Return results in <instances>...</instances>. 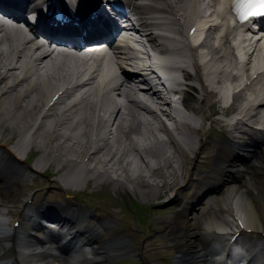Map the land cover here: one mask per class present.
I'll return each instance as SVG.
<instances>
[{"label": "bare ground", "instance_id": "1", "mask_svg": "<svg viewBox=\"0 0 264 264\" xmlns=\"http://www.w3.org/2000/svg\"><path fill=\"white\" fill-rule=\"evenodd\" d=\"M151 1L160 3L163 7L154 3L142 5L139 0H127L128 4L132 6L131 8L138 13V18L143 21L142 23L151 27L148 28V37L156 53L162 56L161 59H170L179 54L177 43L172 34L176 32L163 20L164 15L171 18L174 15V20L181 18L183 22L180 23L178 32L184 37L187 34L182 29L183 25L195 24L194 17L200 8L203 11L202 14L206 15V20L209 17L210 19L217 17V20L220 21V24L208 30L204 37L205 47L203 49L206 53L198 54V47H196L197 49L192 48L193 46L188 43L187 50H189L191 61L189 64L194 74H186V76L193 80L197 86L192 83L191 87L195 89H193L194 92L189 88L183 91L187 109L196 114V116L187 115L184 120L188 122L181 123L183 127L189 128V131L185 130L190 140L194 136L190 134H198V139L203 136L198 131L203 126L197 121L199 116L202 122L206 118L210 119L211 125H218L221 131L227 135V137L219 139L217 145L213 143L210 146L211 149L216 150L214 152L216 159L207 167L209 173L204 175L205 172H196L198 169L195 156L203 148L202 139L197 145L186 151L183 146L181 147L179 143L172 140H175L173 136H169L171 138L169 141L179 151H172L174 148L170 145L165 148L155 135L157 130L154 129L150 121L151 117L153 118L155 115L150 114L147 117L142 114L141 109L143 110V108L135 101L127 102L129 99H126V102L111 104L113 98L106 95L105 98H102L101 103H94L90 110L92 113L97 112V123L93 124L91 114L84 113L82 105L93 103L91 98H95L96 94L97 96L105 95L109 91L110 85L108 81H102L93 86L96 83L95 73L97 74L100 69L99 65L89 70L83 82L77 83L79 80L77 75L80 76L79 72H81L77 66L84 67L87 64L79 57H75L73 63L76 65L71 68V65H67L63 58L42 52L39 45L27 48V45L33 42L32 38L18 40L15 43L13 40L7 42V37L1 36L0 126L4 125V121L7 124V133L3 134L0 131V137L5 136L6 141L16 137L13 141V148H6L8 156L3 157L0 163V262L3 261V264H52L49 259H45L39 254L30 253L38 247V244L31 243L26 238L25 232H19L20 229L15 228L10 230L8 227L10 218L6 210V189L12 182L24 185L28 173L35 172L38 165L42 171L53 165L57 171H61L59 179L65 185H77L90 179L97 183L102 179L104 184H111L110 186L114 189L133 193L138 191L141 198L148 202L151 198L159 199L167 194L170 195V202L176 206L179 205L174 216L179 222L175 234L180 235L178 243L181 248H185L189 255L188 259L186 258V264H214L202 254L203 251H206L201 243L204 236L197 238L198 234L192 231L191 217L189 216L191 210L194 211L195 217L199 216L204 224L202 232L211 230L216 231L214 234L226 236L227 230L236 231L233 220H240L246 228L264 230V149L262 146L260 147L264 144V138L256 139L253 132L250 131V134H246V139L241 141V137H245V135L239 129L245 126L243 131H247L253 124L264 125V103L254 108L250 107L253 109L251 112L249 109L245 110L241 119L237 118V121L242 122L240 126L237 125L238 122L229 124V122L223 121L224 123H221L214 117L219 111L225 116L236 112L234 109L230 108L227 111L221 107L222 94L219 89L230 83L235 86L242 81V77H248L251 70L250 64L257 57V63L264 61V56L259 53L258 47L261 44V38L257 39V37H253L254 35L247 34L249 30L252 31L248 24L240 26L232 24V16L227 11L228 9L222 10L228 0ZM22 2L24 5L33 3L32 7L36 10L45 0H22ZM78 4L82 9V4L79 2ZM1 5L12 6L8 1H2ZM78 18L83 26L94 24V20H86L81 15H78ZM63 29L65 28L63 27ZM198 30L197 24L196 31L191 38L195 39L199 35ZM214 32L215 34L221 32L220 40L217 41L220 48L214 47V44L211 43ZM186 40L189 42L191 39ZM234 46L235 50L240 51L242 58L246 55L248 47L253 48L255 55H250L248 64L242 62L243 59L241 62L236 61L233 54ZM207 54L210 56V60L203 61L206 60ZM96 59L99 60L98 57ZM167 63L165 62L164 66ZM123 65H125L124 61L116 60L117 68L122 70ZM157 66L163 71H171L165 68L172 70L177 68L175 65L164 67L163 64H159ZM17 73L18 76H16ZM66 76L68 77L67 81H73L75 88H85L83 95L63 106L61 103H66V100L58 102L60 105L53 109L56 114L61 109L60 116L51 118L50 108L38 114L40 103L43 104L42 99H46L48 96V85L51 84L52 90H56L57 85L50 82L55 78L61 80ZM32 77L35 78L32 79ZM114 77L112 76V78ZM262 80H264V73L252 80L244 90L236 93L237 104L244 100L246 91H248L247 95L263 98L264 86L260 84ZM25 81H28V84L23 87L22 83ZM114 91L119 96L124 93L125 89L124 86L119 85ZM153 94L154 92H150L149 89L140 91L139 97L142 99L141 104L144 107H147V104H150V107H157L156 100L149 97ZM237 106L235 105L233 108H237ZM205 109L210 110L209 115H206ZM36 116L41 117L42 121L33 131H30ZM72 118H76L74 122H71ZM141 125H149V130L142 132ZM162 128L166 130L164 125ZM180 131L181 134H184L182 130ZM25 133L31 134L29 141L24 140ZM93 133H95L94 138H92ZM150 136L153 137V140L150 139ZM32 149L40 150L41 156L35 167L24 168L21 165V154ZM238 150L242 151L246 160H240L237 155ZM19 172L24 173V175L21 174L20 179L16 176ZM226 176L231 177L233 182L229 184V189L219 190ZM186 186H192L194 191L191 196L184 194L182 198L181 187ZM24 202L19 198L13 204L26 212L28 205ZM66 211L67 214L64 218L69 229L67 235H70L73 232L72 228L78 227L77 219L74 218L73 213H79V216L82 213L79 209L67 208L63 212ZM239 232L245 235L244 230H239ZM200 236L201 234H199ZM117 239L120 240L123 247L125 239ZM245 240H242L244 248L247 245ZM96 241L98 247L99 244L104 243V238L97 237ZM75 246L77 245L75 244ZM112 247L108 246L107 250ZM121 249L116 247V250ZM26 251L30 253V257H23V253ZM92 253L91 250L89 253L82 254V257L89 264H94L97 259H99L97 264H101L102 254L97 253L98 255L92 258L90 257ZM210 253L213 257L221 258L223 248L216 252L211 249ZM27 258L29 260L26 262ZM70 259H72L71 256ZM260 259L263 260L264 256L261 255ZM242 260L239 259L234 264ZM183 261H185L184 258ZM64 263L67 264L68 261L64 260ZM256 263L257 261L253 258L248 259V264Z\"/></svg>", "mask_w": 264, "mask_h": 264}, {"label": "rangeland", "instance_id": "2", "mask_svg": "<svg viewBox=\"0 0 264 264\" xmlns=\"http://www.w3.org/2000/svg\"><path fill=\"white\" fill-rule=\"evenodd\" d=\"M2 132H3V134L7 133L6 131H2ZM47 185L53 186L55 184H54V182L49 181V183H47ZM50 189H51L50 190V196L55 197L57 195V193H56L57 189L55 187H51ZM88 191H89V189H87L86 192L80 196L84 197L85 201H90L98 214H102V209H104V208L106 209L107 207L109 208V206L113 204V198H112L113 197V195H112L113 191H111L110 188L106 191L107 197H104V199H102L100 197H90L91 195L88 193ZM90 193H91V191H90ZM92 195H94V194H92ZM161 200H160V202H161ZM160 206H161V209L160 208H158V209H160L161 213L158 216V219L156 221H158L159 223H161V222L163 223L164 222L163 219H164V217H166L167 213L170 211L171 205H169V202L167 200H164V203H160ZM126 208H127L129 213L131 212L130 213L131 217L134 220V222L137 223L138 226H141L142 224L145 227L148 226L147 219L148 218L150 219V216L152 215L151 211H150V207H148V206L147 207H144V206L140 207V206L131 202V203H128V205H126ZM15 212L16 211L11 210L12 216ZM155 223H157V222H155ZM159 223H157V224L160 226ZM158 225H156V227L153 226L154 230L159 229ZM154 230H152L153 234L150 237V239L144 240V245H145L144 246V252L151 259H155L159 256L161 257L162 255H165V253H167L168 255H171L172 254L171 250L165 251V249L163 247L165 244L166 238L164 236H162L161 233L156 232ZM155 239H159L160 242H159V244L155 243L154 250H153V246H149V244L153 243V240H155ZM150 251H153V252L155 251V252L151 254ZM156 261L158 262V264H160V261L158 259Z\"/></svg>", "mask_w": 264, "mask_h": 264}, {"label": "snow or ice", "instance_id": "3", "mask_svg": "<svg viewBox=\"0 0 264 264\" xmlns=\"http://www.w3.org/2000/svg\"><path fill=\"white\" fill-rule=\"evenodd\" d=\"M233 4L240 22L264 15V0H233ZM249 5L250 7H247Z\"/></svg>", "mask_w": 264, "mask_h": 264}, {"label": "clouds", "instance_id": "4", "mask_svg": "<svg viewBox=\"0 0 264 264\" xmlns=\"http://www.w3.org/2000/svg\"><path fill=\"white\" fill-rule=\"evenodd\" d=\"M247 7H250V5H249V6H247ZM246 10H247V8H246Z\"/></svg>", "mask_w": 264, "mask_h": 264}]
</instances>
